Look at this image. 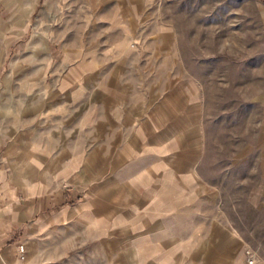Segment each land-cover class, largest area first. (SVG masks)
Returning a JSON list of instances; mask_svg holds the SVG:
<instances>
[{
    "label": "rangeland",
    "instance_id": "rangeland-1",
    "mask_svg": "<svg viewBox=\"0 0 264 264\" xmlns=\"http://www.w3.org/2000/svg\"><path fill=\"white\" fill-rule=\"evenodd\" d=\"M15 264H264V0H0Z\"/></svg>",
    "mask_w": 264,
    "mask_h": 264
},
{
    "label": "crops",
    "instance_id": "crops-1",
    "mask_svg": "<svg viewBox=\"0 0 264 264\" xmlns=\"http://www.w3.org/2000/svg\"><path fill=\"white\" fill-rule=\"evenodd\" d=\"M12 199V194L0 184V264H15V256L18 252V247L14 243L2 245V240L5 239L9 229L19 223L21 220V205L13 202L11 210H7V206H2L1 203L8 202ZM20 213V215H19Z\"/></svg>",
    "mask_w": 264,
    "mask_h": 264
},
{
    "label": "built area",
    "instance_id": "built-area-1",
    "mask_svg": "<svg viewBox=\"0 0 264 264\" xmlns=\"http://www.w3.org/2000/svg\"><path fill=\"white\" fill-rule=\"evenodd\" d=\"M18 252H19V258H24V246L20 245L18 246ZM245 258L247 264H254L255 263V256L254 253L250 249L245 250Z\"/></svg>",
    "mask_w": 264,
    "mask_h": 264
}]
</instances>
